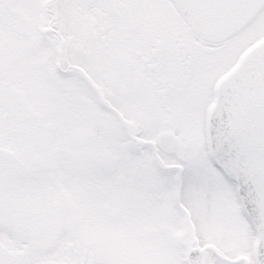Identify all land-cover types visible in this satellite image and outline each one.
Returning a JSON list of instances; mask_svg holds the SVG:
<instances>
[{
	"label": "snow or ice",
	"instance_id": "snow-or-ice-1",
	"mask_svg": "<svg viewBox=\"0 0 264 264\" xmlns=\"http://www.w3.org/2000/svg\"><path fill=\"white\" fill-rule=\"evenodd\" d=\"M0 264H264V0H0Z\"/></svg>",
	"mask_w": 264,
	"mask_h": 264
}]
</instances>
